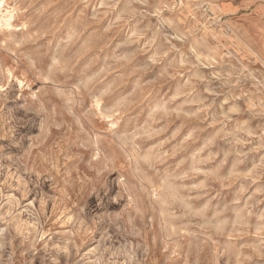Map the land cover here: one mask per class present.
I'll return each mask as SVG.
<instances>
[{
  "label": "rangeland",
  "instance_id": "1",
  "mask_svg": "<svg viewBox=\"0 0 264 264\" xmlns=\"http://www.w3.org/2000/svg\"><path fill=\"white\" fill-rule=\"evenodd\" d=\"M0 4V264H264V0Z\"/></svg>",
  "mask_w": 264,
  "mask_h": 264
},
{
  "label": "bare ground",
  "instance_id": "2",
  "mask_svg": "<svg viewBox=\"0 0 264 264\" xmlns=\"http://www.w3.org/2000/svg\"><path fill=\"white\" fill-rule=\"evenodd\" d=\"M4 1V0H3ZM1 3H4V2H2L1 1ZM0 6H1V4H0ZM2 6H3V4H2ZM1 15V14H0ZM3 16V15H2ZM3 18V17H2ZM5 19V18H4ZM7 21V20H6ZM8 23V22H7ZM11 79V78H10ZM19 80V79H18ZM19 82V81H18ZM22 82V81H21ZM20 84V83H19Z\"/></svg>",
  "mask_w": 264,
  "mask_h": 264
}]
</instances>
